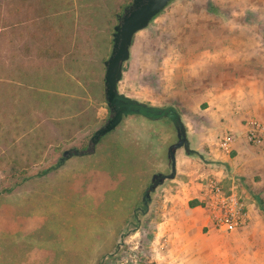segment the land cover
<instances>
[{
	"label": "rangeland",
	"instance_id": "1",
	"mask_svg": "<svg viewBox=\"0 0 264 264\" xmlns=\"http://www.w3.org/2000/svg\"><path fill=\"white\" fill-rule=\"evenodd\" d=\"M125 2L0 0V264H264L259 177L217 181L242 206L232 228L210 221L203 198L198 229L167 224L161 188L142 200L166 159L164 125L175 133L168 119L125 116L93 153L62 158L110 116L104 61ZM241 40L264 59V0H170L133 35L117 90L157 107L194 101L197 87L185 88L203 82L204 59L231 67ZM131 116L143 122L124 126Z\"/></svg>",
	"mask_w": 264,
	"mask_h": 264
},
{
	"label": "crops",
	"instance_id": "2",
	"mask_svg": "<svg viewBox=\"0 0 264 264\" xmlns=\"http://www.w3.org/2000/svg\"><path fill=\"white\" fill-rule=\"evenodd\" d=\"M202 41L209 43L206 38H202ZM254 45L252 40L234 43L237 50L242 52L238 53L231 67L227 63H217L218 53L214 52L213 57H207L201 64L205 75L203 82L188 83L189 87L185 88L192 91L196 86L199 94L197 99L184 100L178 105L169 104L177 111L189 147L195 154H186L182 147L176 148L173 176L164 178L155 187V192L158 188L162 191L161 214L168 217V221L163 219V224L181 220L190 228L194 226L198 229L207 225L208 215L201 205L204 196L202 177H212L223 185L229 182L238 185L239 181H252L259 177L255 183L264 184V139L251 145L245 138L248 122L256 121L264 128V59L253 57ZM136 118L139 117L125 119L124 126L136 122ZM167 124L164 125L163 144L170 142V145L175 142V133L172 129L170 132ZM224 132L234 136L228 153L218 147V139ZM149 170L150 173H169L167 156L165 160L159 159Z\"/></svg>",
	"mask_w": 264,
	"mask_h": 264
},
{
	"label": "water",
	"instance_id": "3",
	"mask_svg": "<svg viewBox=\"0 0 264 264\" xmlns=\"http://www.w3.org/2000/svg\"><path fill=\"white\" fill-rule=\"evenodd\" d=\"M170 0H131L130 5L123 10L113 25L112 44L109 55L104 61L103 93L106 105L111 113L106 122L97 128L88 140L85 150L70 148L62 151V158L92 153L99 138L112 130L126 115H140L147 119H168L176 133L175 142L167 148V160L170 172L153 173L149 184L145 188L142 200L149 197V193L163 181L171 178L174 172V150L182 147L186 154L195 153L190 147L180 117L173 106L157 107L131 98L117 90V83L121 78L122 64L129 56V47L133 35L145 28L148 22L159 13Z\"/></svg>",
	"mask_w": 264,
	"mask_h": 264
},
{
	"label": "built area",
	"instance_id": "4",
	"mask_svg": "<svg viewBox=\"0 0 264 264\" xmlns=\"http://www.w3.org/2000/svg\"><path fill=\"white\" fill-rule=\"evenodd\" d=\"M233 137V134L224 132L218 141V147L228 151ZM245 138L250 143H257L260 138H264V128L256 121H250L245 130ZM203 193L210 221L220 229L235 227L244 218L239 197L231 187L227 192H223L217 181L210 178L204 183Z\"/></svg>",
	"mask_w": 264,
	"mask_h": 264
},
{
	"label": "trees",
	"instance_id": "5",
	"mask_svg": "<svg viewBox=\"0 0 264 264\" xmlns=\"http://www.w3.org/2000/svg\"><path fill=\"white\" fill-rule=\"evenodd\" d=\"M130 3H131V0H126L125 4L121 7V9H120L119 11H117V13H116V15H115V17H117V19H118V17L123 13V10H124L125 8H127V7L130 5ZM152 18H153V17H152ZM103 96H104V95H103ZM105 102H106V101H105ZM108 110H109V112L111 113V111H110L109 108H108ZM191 154H195V153L193 152V153H191ZM51 169H53V167H48V168L42 170V172H40V174L43 175V173H45L46 171H49V170H51ZM257 203H258L259 209L261 210V212H262L263 215H264V205L261 203V201H260L259 199H257ZM190 204H191V203H190ZM97 264H101L100 261H98Z\"/></svg>",
	"mask_w": 264,
	"mask_h": 264
},
{
	"label": "flooded vegetation",
	"instance_id": "6",
	"mask_svg": "<svg viewBox=\"0 0 264 264\" xmlns=\"http://www.w3.org/2000/svg\"><path fill=\"white\" fill-rule=\"evenodd\" d=\"M175 138H176V133H175ZM176 140V139H175ZM143 194V193H142Z\"/></svg>",
	"mask_w": 264,
	"mask_h": 264
}]
</instances>
